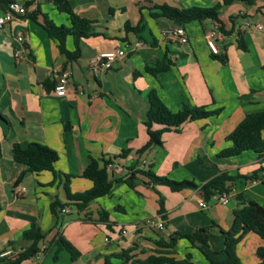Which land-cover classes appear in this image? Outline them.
Returning a JSON list of instances; mask_svg holds the SVG:
<instances>
[{"label":"crops","instance_id":"crops-1","mask_svg":"<svg viewBox=\"0 0 264 264\" xmlns=\"http://www.w3.org/2000/svg\"><path fill=\"white\" fill-rule=\"evenodd\" d=\"M27 1V6L34 4L29 13L0 29V251L27 247L30 241L23 234L36 223L45 234L40 250L46 247L21 264H107V256L112 264H121L115 255L123 250H131L134 259H144L159 253L161 238L168 241L176 231L187 234L210 227L208 245H192L180 238L175 256L183 259L191 253L195 264H210L205 251L216 260L224 259L225 235L220 227H231L238 203L234 198L226 205L214 198L207 200L201 185L223 171L242 175L230 183L231 192H243L264 206V157L253 151L234 157L218 155L229 145L226 136L246 114L264 109V0L230 4L221 11L222 22L195 21L185 26L164 17L153 18L151 8L164 3L211 7L223 0H70L77 14L93 21L95 33L83 39L82 54L72 62L42 24L48 16L56 24L70 25L68 15L53 0ZM4 11L0 9V14ZM34 12L36 20L30 15ZM248 19L262 22L263 28L245 27ZM141 20L145 27L140 33L125 30L126 23L137 26ZM221 24L224 32L217 39L218 53L226 61L214 57L206 38L208 30ZM175 26L184 27L186 35H163ZM19 29L26 33L29 51L24 63L14 55ZM240 34L246 50L238 45ZM115 48L125 49L126 55L94 75L89 68L92 59ZM165 55L173 62L169 70L157 75L146 72L147 64L154 65ZM61 69L71 70L65 96L54 90L53 74ZM152 88L173 111L189 104L220 113L164 132L163 146L139 154L149 140L145 121ZM34 141L57 151L55 172H28L17 182L27 166L13 158L12 147L15 143L26 147ZM125 150L130 152L121 156ZM103 155L118 156L112 166L116 179L138 161L140 167H159V175L193 180L198 187L173 191L166 185L144 184L141 181L146 178L140 176L133 188L116 180L109 194L87 208L78 210L66 204L68 212L54 214L53 201L67 203L68 192L91 188L92 181L82 172L91 157ZM173 163L190 171L180 178L171 176L168 167ZM261 168L257 179L244 177ZM17 187L22 189L19 197H15ZM161 199L166 217L159 212ZM203 200L206 207L200 206ZM102 210L108 212L106 221ZM151 216L163 219L165 228L148 227L145 220ZM60 235L80 250L78 259L73 260L68 250L57 251L55 240ZM261 246V236L252 231L245 234L237 247L242 262L260 264L257 249Z\"/></svg>","mask_w":264,"mask_h":264},{"label":"trees","instance_id":"trees-1","mask_svg":"<svg viewBox=\"0 0 264 264\" xmlns=\"http://www.w3.org/2000/svg\"><path fill=\"white\" fill-rule=\"evenodd\" d=\"M237 1L255 4L258 0H223L222 3H218L211 7L193 6L188 8L177 7L166 3L156 4L151 8V16L153 18L164 17L172 22L182 21L183 26L195 21L203 22L205 20H212L222 22L220 19L222 9ZM12 2H15V0H0V9L6 10ZM53 2L60 12L68 15L70 25L56 24L53 20L49 19L48 16L42 24L49 35L57 40L59 50L65 55L67 61H75L82 54L83 39L95 34L93 33V21L77 14L72 8L70 0H53ZM30 3V1H27V5ZM30 15L36 20V12ZM217 26L219 30L224 32L223 24ZM144 27L143 20H141L137 26H131L129 23H126L125 30L127 32L133 31L140 33ZM70 37L72 39V48H69ZM238 45L243 50L248 48L242 34L239 35ZM213 54L215 58L226 61V56L219 53ZM172 65L173 62L171 59L165 55L157 59L154 65L147 64L145 70L147 73L157 75L160 72L169 70ZM141 74L142 72L135 73V75ZM148 98L150 107L147 112L145 125L147 126L149 140L138 150L139 154H143L152 147L163 146L164 132L172 129L179 130L186 122L209 118L220 113L219 109L212 110L208 109L207 106L189 104H184L179 110L173 111L161 99L156 88H152L149 91ZM226 140L229 145L219 152V156L234 157L245 151H253L257 153L258 156L264 157V109L246 114L235 129L226 136ZM11 151L13 158L17 162L27 166L17 182L21 181L28 172L37 174L45 170H52L55 172L54 166L59 155L57 151L43 143L34 141L29 143L26 147H22L19 143H15ZM129 152L130 150H125L121 156H125ZM116 158H118V156L111 157L103 155L99 158L91 157L88 165L82 172L84 178L92 181L93 184L91 188L80 193L72 194L68 192L69 201L67 203H63L56 199L51 204L53 213L58 215L61 208L65 207L66 204H71L78 210L87 208L93 201L109 194L116 180L124 181L133 188L140 181V176L146 178L145 181H141L144 184L149 185L152 183L166 185L173 191H179L188 187H198L193 180H174L165 175H158L152 169V165H149L147 168L140 167L138 166V161L130 167V171L124 176L116 179L112 176V166L115 164ZM262 169L263 168L257 170L251 176L245 175L244 177L257 179V174ZM240 176L242 175H232L228 171L217 174L208 182L201 185L205 198L210 200L219 192L231 191L230 183L234 182ZM234 199L237 201L238 206L235 207L233 211V223L228 229L220 227L221 232L225 235L224 251L226 257L222 260H216L204 251L210 264H244L238 255L237 247L245 234L252 231L257 233L264 240V206L243 192L235 194ZM160 204L161 207L159 212L163 214V217H166L163 199H161ZM101 214L102 220L106 221L108 219V212L102 210ZM209 232L210 227H202L193 233L187 234L176 231L169 237L168 241L161 238L157 242L160 246L159 249H157L159 252L158 254H151L144 259H134L131 250H123L115 256L121 259V264H195L190 260L192 257L191 253H188L187 257L183 259H178L175 256L177 252V242L180 238H187L192 245H208ZM23 237L30 241L27 247H23L25 250L14 259L2 256L5 250L0 251V264H21L23 261L38 254L40 251V242L45 237L41 227L33 223L30 228L24 232ZM55 244L58 245L57 251L68 250L73 260L78 259L81 255L80 250L61 235L56 238ZM257 255L260 259V264H264V246L257 249ZM109 258V256L106 257V262L107 264H112Z\"/></svg>","mask_w":264,"mask_h":264},{"label":"built area","instance_id":"built-area-1","mask_svg":"<svg viewBox=\"0 0 264 264\" xmlns=\"http://www.w3.org/2000/svg\"><path fill=\"white\" fill-rule=\"evenodd\" d=\"M26 1L27 0H24L22 2H18V1L12 2L9 5V7L2 14H0V29H2L6 25L14 21L19 15H26L27 13H29L31 7H34V4L27 6ZM245 27L263 28V24L262 22H256L248 19L247 21H245ZM163 35L165 37H171V38H182L186 35V30L184 27L175 26L173 28L165 30L163 32ZM221 35H222V31L219 30L218 27L210 29L206 33L207 44L213 53L219 52L217 39ZM25 40H26L25 31L22 29L17 30L16 33L17 44L15 46L14 55L16 61L19 63H24L29 59V51ZM125 55H126V51L123 48H115L105 53L98 54L92 59L89 68L94 75H100L105 70L111 68L113 61L117 59H121ZM70 76H71L70 69H61L53 74V79L55 81L54 90L56 95L65 96L67 94L68 86L70 83ZM21 194H22V189L17 187L15 189V197H19ZM212 198H214L218 203L226 205L234 198V194L231 191L229 192L223 191L217 193ZM207 205L208 204L205 200L200 202L201 207H206ZM61 211L63 213H66L69 211V207L65 206L61 209ZM145 224L148 227H152L158 230H162L165 228V222L160 217H155V216L148 217L145 220ZM45 247L46 245H44L39 252H41ZM24 250L25 248L23 247L16 249L9 248L2 253V256H6L14 259L18 256V254H20Z\"/></svg>","mask_w":264,"mask_h":264},{"label":"rangeland","instance_id":"rangeland-1","mask_svg":"<svg viewBox=\"0 0 264 264\" xmlns=\"http://www.w3.org/2000/svg\"><path fill=\"white\" fill-rule=\"evenodd\" d=\"M200 153H202V151L200 150ZM153 170L155 173H157L159 175V167L155 168L153 167ZM168 171L171 173V176H174L176 178H180L181 176H183V174L188 173L190 171L189 167L184 168V167H177L175 163H173V165L168 167ZM167 173H163L162 175H166ZM170 176V175H169ZM173 179V178H172ZM174 180H178V179H174Z\"/></svg>","mask_w":264,"mask_h":264},{"label":"water","instance_id":"water-1","mask_svg":"<svg viewBox=\"0 0 264 264\" xmlns=\"http://www.w3.org/2000/svg\"><path fill=\"white\" fill-rule=\"evenodd\" d=\"M178 25H183L182 21H175Z\"/></svg>","mask_w":264,"mask_h":264}]
</instances>
